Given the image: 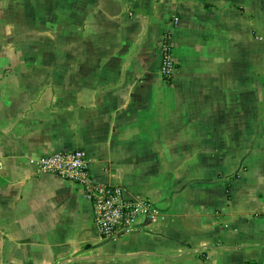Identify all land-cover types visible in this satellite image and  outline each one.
Segmentation results:
<instances>
[{"label": "crops", "instance_id": "crops-1", "mask_svg": "<svg viewBox=\"0 0 264 264\" xmlns=\"http://www.w3.org/2000/svg\"><path fill=\"white\" fill-rule=\"evenodd\" d=\"M78 148L161 216L103 237ZM0 264H264V0H0Z\"/></svg>", "mask_w": 264, "mask_h": 264}, {"label": "built area", "instance_id": "built-area-1", "mask_svg": "<svg viewBox=\"0 0 264 264\" xmlns=\"http://www.w3.org/2000/svg\"><path fill=\"white\" fill-rule=\"evenodd\" d=\"M162 53L161 73L163 78L170 79L175 62L168 43L162 47ZM35 167L39 174L57 175L82 187L93 204L95 221L105 238H119L141 218L156 220L161 216L160 209L148 199L130 198L121 186L96 181L90 172L89 156L81 148L43 156Z\"/></svg>", "mask_w": 264, "mask_h": 264}, {"label": "trees", "instance_id": "trees-1", "mask_svg": "<svg viewBox=\"0 0 264 264\" xmlns=\"http://www.w3.org/2000/svg\"><path fill=\"white\" fill-rule=\"evenodd\" d=\"M169 47H170V45H169ZM167 80H170V79H167Z\"/></svg>", "mask_w": 264, "mask_h": 264}]
</instances>
